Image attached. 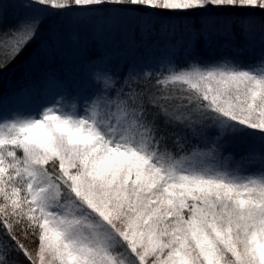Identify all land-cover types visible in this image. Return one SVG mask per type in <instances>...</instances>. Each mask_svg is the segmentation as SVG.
I'll use <instances>...</instances> for the list:
<instances>
[{
	"label": "snow or ice",
	"instance_id": "1",
	"mask_svg": "<svg viewBox=\"0 0 264 264\" xmlns=\"http://www.w3.org/2000/svg\"><path fill=\"white\" fill-rule=\"evenodd\" d=\"M18 7L16 23L0 25V69L40 46L55 15L141 36L175 35L178 18L189 59L154 74L100 55L82 112L61 91L0 116V264H264V0ZM237 31L243 50L259 45L255 63L200 61L201 42ZM240 145L236 167L217 162Z\"/></svg>",
	"mask_w": 264,
	"mask_h": 264
},
{
	"label": "trees",
	"instance_id": "2",
	"mask_svg": "<svg viewBox=\"0 0 264 264\" xmlns=\"http://www.w3.org/2000/svg\"><path fill=\"white\" fill-rule=\"evenodd\" d=\"M20 2L21 0H2V4H0V25H2L3 28L6 29L13 26L23 14L21 8L18 7ZM48 19V26L40 34V46H37L30 51H26L23 55L17 57L15 61L8 64L6 68L0 69V98L4 94V91L13 86L15 82L28 76V70L31 68L34 70L43 65L40 64V62L45 59L48 49L53 44H59L60 47L65 49L64 55L69 56L73 51V47H69L71 44H74L72 40L76 42V40L79 39V48H81L83 53H87L86 56L88 57V51L86 48L89 47L88 50H92L93 60L101 55V53L96 51L99 45L98 41L100 40V42L104 44V55H113L117 58V62L124 63L126 61L129 64L128 60H124L121 57L122 53H126L129 57L140 54L149 56L151 54L148 51H151L153 48H158L160 50L157 55L164 49H168L166 53H173L171 52V47L186 46V44L181 43V41L186 42L188 40L182 27L185 21L178 18L173 21L177 25H180V28L176 31L175 35L162 34L159 31V26H157V29L147 36H141L138 31L125 35V29L123 28L115 33L109 32L105 29L103 33L100 34L98 33L97 24H88L87 27V24L76 23L65 15L50 16ZM242 43L238 31L231 40L223 35H216L209 44L201 42L198 47L201 49L204 48L206 52L213 53L217 58L203 54L199 55L201 56L199 59L201 62H211L218 61L222 58H231L241 61L245 65L255 63L260 58L259 45H256L254 51H245L242 48ZM67 49H71V51H68ZM139 68L146 71L150 70L154 74L158 73L152 66H141ZM39 74L45 78L47 76V73L43 71ZM34 78H39V76H35ZM154 82L155 80L153 78L152 83ZM65 87L66 86L60 88L59 92L63 91ZM89 90L92 92L94 89L91 88ZM70 91L73 92L71 87ZM210 140L211 134H209V141ZM191 143L199 144L202 148L205 147V144L201 140L192 139ZM245 151H247L246 145H240L236 148H225L222 150L220 159L217 162L225 163L229 168H234L236 166L227 163V160H224V158L229 157V154L232 153V158L239 159Z\"/></svg>",
	"mask_w": 264,
	"mask_h": 264
},
{
	"label": "rangeland",
	"instance_id": "3",
	"mask_svg": "<svg viewBox=\"0 0 264 264\" xmlns=\"http://www.w3.org/2000/svg\"><path fill=\"white\" fill-rule=\"evenodd\" d=\"M94 24V23H89ZM98 25V23H95ZM88 27V24H87ZM87 30V29H85ZM72 42L69 47H73V51L69 56L64 55L65 49L60 47L59 44H53L47 51V56L43 59L40 64L42 66L33 70L31 68L28 70V76L22 78L21 80L15 82L13 86L9 87L4 91V94L0 98V116L8 117L13 112L17 111H28L45 100H51L61 88L59 85L66 86L63 91L69 96V98L77 99L78 111L82 112L83 107V97L90 95L92 92L87 83L86 72L87 67L92 60V50H88L87 53H83L81 48H79L78 43L80 40ZM99 45L96 51L104 55V44L98 41ZM85 45L84 43H82ZM186 46H173L171 47V52L166 53L168 49L161 50L159 53L158 48H153L151 51H148L151 55L146 56L145 54L133 55L129 57L126 53H122L121 57L124 60H128L129 64H136L138 67L141 66H152L157 72L163 71L170 64L174 63L177 66L183 67L186 65L189 57L185 54ZM68 51L71 49H67ZM211 52H206L204 48L198 47V56L199 55H211L214 58L217 56L213 55ZM201 57V56H199ZM165 65V66H164ZM47 73L46 78L43 77L40 72ZM39 76V78H34ZM55 76L59 81V84L53 82L50 77ZM70 87L73 92L70 91ZM21 90H29L31 93V99L25 100L18 96ZM83 94V95H82ZM8 98V99H5ZM229 164L237 166L239 159L231 158L226 161Z\"/></svg>",
	"mask_w": 264,
	"mask_h": 264
}]
</instances>
